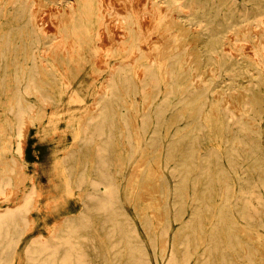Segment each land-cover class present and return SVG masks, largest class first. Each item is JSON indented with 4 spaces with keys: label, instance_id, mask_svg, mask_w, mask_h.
<instances>
[{
    "label": "bare ground",
    "instance_id": "1",
    "mask_svg": "<svg viewBox=\"0 0 264 264\" xmlns=\"http://www.w3.org/2000/svg\"><path fill=\"white\" fill-rule=\"evenodd\" d=\"M30 1L12 0L10 15L0 10L4 19L0 48L8 51L22 45L34 52L50 45L60 57L46 61L62 65L61 86L55 93L37 87L34 55L24 64L0 56V104L10 67L16 82L0 110V160L11 148L22 153L27 130L39 127L41 106L30 96L41 101L52 98L55 109L46 113L48 118L37 130L51 131V173L60 178L56 186L61 194H52L49 200L59 209L67 205L64 192H72L80 204L68 209L48 232L24 238L26 228L37 223L29 212L36 206L39 187L32 181L17 204L5 197L0 203V264H159L161 260L264 264L260 262L264 256V46L255 41L258 44L249 55L241 51L246 44L237 41L236 52L208 53L205 57L217 67L234 64V54H241L255 70L246 97L209 96L208 85L194 79V66H183L178 51H146L145 42L155 29H151L155 23L149 25L152 32L147 33L144 21L150 17L140 18L150 16L148 10L133 12L138 6L134 5L125 14L126 35L118 41L107 24L102 0H54L58 13L54 31L61 38L53 43ZM172 1L178 10L188 11V23L200 25L201 33L240 22L260 26L258 32H264V6L259 5L264 0ZM155 11L153 18L165 16ZM64 12H68L65 19ZM219 39L212 38V44ZM99 48L109 68L103 90L96 94L94 78L88 81L85 76L96 71L102 58L99 55L97 62L94 58ZM131 53L133 60L128 59ZM217 76L212 73L211 80ZM92 97L94 108L81 118ZM68 129L76 132L77 144L67 143ZM117 142L122 148L118 156ZM138 160L144 166L139 173L133 168L138 177L133 179L130 168ZM10 186L11 178L4 173L0 197L8 194ZM16 257L23 260H12Z\"/></svg>",
    "mask_w": 264,
    "mask_h": 264
},
{
    "label": "rangeland",
    "instance_id": "2",
    "mask_svg": "<svg viewBox=\"0 0 264 264\" xmlns=\"http://www.w3.org/2000/svg\"><path fill=\"white\" fill-rule=\"evenodd\" d=\"M112 1H114V3L111 1H109V2H111L113 4H111V3L108 4L109 2H107V0H104V1L102 0L103 6L101 8L104 7V11L103 10L102 11L105 15V18L106 17L108 18V19L106 18L108 26L110 25L109 26L110 28H112V27L114 28V29L112 28V30L111 29L110 30H111V34H113L115 36V39H117V40L121 39L123 36L126 35L125 34L126 28H125V24L123 22V20H124L123 17L129 11H133L135 9L136 6H134V5H138L137 9H135V10L139 9L140 12H139V10L138 11L134 10L133 12L143 13L144 10H148V14H150V16L147 14L140 16V18H142V20H144L143 19L144 16H146V17H144L145 20H148L150 17V19L148 20L150 22L149 24L147 23L148 21L147 22L144 21V23H146V26L149 27V25L152 26V24L155 23V25H154L155 27L151 28L152 30L155 28L153 30V32L151 31L150 27L147 28L144 25V28L147 30V33L152 32L150 34V38H149L150 40L148 39L149 42H145V45L148 46V48L146 49L147 52H151L152 50H153V52L156 50L157 51L158 50L159 51L160 50H164V51H172V50L175 51L176 50V51H178L180 54V58H181L183 66H186V67H189L190 65L194 66L193 70L196 73V75L194 76V79L196 78V80L203 81L205 83V85H208V87L210 89L208 92L209 96H215V95L226 96V94L235 93V94H238L240 96L243 95L244 97H246L250 93L249 82H248L249 76L252 73H254L255 70L252 69V67L247 64V62L245 61V58L241 54L240 55L234 54V56H233L234 64H230L228 66L223 65L222 67H217L212 61H209L205 56L208 53L215 54V52L216 53H222V52H230L231 50L236 52L234 44L237 41H239L243 45L246 44L243 46L241 51L245 52V53H247V51H248V54L250 55L253 52V48H252L253 45L261 43L264 46V32H262V33L258 32L262 27L256 26V25H253V24H250L247 22H240V23L236 24L235 26H233L229 29H227V27L225 25L224 26L223 25H217L215 27V30H216L215 32H213V33H208V32L201 33L198 31V29L200 28V25L188 23L189 18L185 17V14H188V11L185 12L183 9L178 10L174 6L175 2L172 0H169L170 2H165L164 0H151L150 2H149V0H138V1L137 0H128V1L127 0L126 1L125 0H116V2H115V0H112ZM119 1H121L122 3L120 4ZM129 1H131V2H129ZM103 2H105V3H103ZM106 2L108 5L106 4ZM105 4L107 7L105 6ZM122 4H124V5H122ZM30 5H31V9L33 11L36 10V20L39 21L42 18L39 21V25H40V22L43 20L41 22V26H43L44 28L48 26L45 29L47 31L48 40H50L53 43L59 42L61 37H60V35H57V32L55 33V31H54L55 26H57L56 20H57V14H58V13L56 14V12H55L56 11L55 1L54 0H33V1L31 0ZM111 5L113 7H109ZM259 5L264 6V2H262ZM140 6H142V7H140ZM160 6H163V7L161 8ZM12 7H13L12 0H0V10H2L6 15L12 14ZM157 7H159L160 9ZM108 8L109 9L111 8V9L109 10ZM112 8L114 10H112ZM152 8H153V10H152ZM170 8H171V10H170ZM161 9H163V11ZM155 10H157V11L159 10L160 14L165 15V16L161 19H159L158 17H157L158 19L156 17H155L156 19L153 18V16H151V15L156 12ZM169 10H170V12H169ZM39 11L40 12L42 11V13H40ZM51 12H53V13L55 12V13L52 15ZM120 12H122V13H120ZM67 13L68 12H64V14H63L64 19H65V17H68ZM38 14H40V15L37 16ZM46 14L50 15V16H47ZM43 15H44V18L42 17ZM51 16L55 17L56 19H54ZM174 16H175V18H174ZM52 18L55 21H53ZM151 18L153 21L151 20ZM44 19H47V20H44ZM2 20H4V19L0 18V23ZM158 21H162V22L158 24ZM50 22H51V24H50ZM164 25L166 26L167 29L165 28ZM0 28H2V27L0 26ZM144 28H143V31L145 32ZM162 28H163V31H162ZM49 29H51V30H49ZM114 30L116 31V34L119 32L120 38H116V37H119V34H117L118 36L115 35ZM160 30L162 32H160ZM165 31H166V33H165ZM163 32H164V34H163ZM153 33H155V35ZM182 33L184 35H182ZM157 35L159 37L158 39L156 38ZM169 35H171V36H169ZM154 36H156V37H154ZM216 37H219L220 39H219V42L214 45V44H212L211 39L216 38ZM244 37H247V39H243ZM164 38L168 39V40H165ZM160 40H162V42L163 41H165V42L167 41V42L166 43L163 42L164 44H162V42ZM153 41H156V42H153ZM255 41H258V43ZM248 44L250 45L249 46L250 48L249 47L247 48ZM107 45L110 46V42ZM163 45H165V46H163ZM168 45H169L168 49L165 48ZM100 46H102V45L100 44ZM245 46H246V48H245ZM48 47H45V48L41 47V49L34 51V52H31L30 50L26 49L22 45H20V47H18L17 49H11L8 51L2 50L0 48V56L5 55L9 59H12L14 57V59L17 60L15 62L19 63V64H24L27 61V58H29V57L31 58L32 55L36 56L37 59H36V67H35V83H36L37 87L40 89L46 90L47 92H53L54 91V93H55L56 91H58V86L60 84V78L59 77H60L62 65L57 63V62L53 63V65L48 64L49 62L46 61L47 58L60 57V55L55 54L54 51H52ZM150 49H151V51H150ZM262 50L264 51V48ZM64 53H66L65 54V56H66L68 52L65 50ZM133 54L134 53H131L130 55H128V59L131 60L133 57L132 56ZM99 55L102 56V58L100 60H99V58H100ZM149 55H150V53H149ZM91 57H93V56L91 55ZM94 58H95L96 62L99 60L98 65L96 63L97 69L95 72L91 73L92 76L91 75L85 76V78L88 81H91L92 78H94L93 81L96 83L95 90H96V94H98V93H100V91L103 90L102 88H103V85L105 83L104 82V77H105L104 74L107 73V70L109 67H105L106 66V63L104 60L105 56H104V51L102 48L101 49L99 48V51L96 52ZM100 62L102 63V65H100L101 64ZM132 63L135 64L134 61ZM13 71H14V68L10 67L7 70L6 76L4 78L3 95H2V100H3L2 102L3 103L0 104V110H2L3 108L6 107L4 105V103L7 101V99H9V96L11 95V93L14 89V86L16 84V82L14 81V75H13L14 72ZM212 73H219V76L215 77V81L211 80V74ZM102 82H104V83L102 84ZM60 86H61V84H60ZM8 90H9V92H7ZM30 100L37 102V104L40 103L41 107L38 108L39 112H40L38 117H41L42 119L40 121L38 120L40 123L39 127L30 126L29 129L27 130L25 138H24L25 145L23 147V152H22L23 154L18 153L15 149L11 148L10 150L3 152L5 154L4 155L5 158L0 160V177L1 176L4 177V173H7V175L11 178V186H10V189L8 188V190H7V191H9L8 194H6V196H4V197H2L3 195H1V197H0L1 198L0 199L1 204L5 203V201H4L5 197H7L8 203L17 204L19 201L22 200L25 190L29 186H31L33 184V182H36L38 187H39V191H38V193L35 194V199H34V204L36 206L34 207V209H32L29 212L30 218H32L34 216L36 218L37 223L34 227H32V225L28 224L29 226L25 230L26 233L24 232V238H28V237H31L34 235H38L41 233L48 232V230L51 229L52 225L54 223H56L58 220H60L63 217L62 215L68 209L74 210L80 204V199L77 197L76 193H72V192L71 193L70 192L65 193L64 192L63 195H65L67 198V205L63 206L59 209L52 207L53 203L50 202L49 196L52 194H55V193L61 194V189L59 191V189H58L59 187L56 186V183L57 184L60 183V178L56 177L54 171H53V174L51 173V167L52 166H51L50 151L52 148V143L48 140V136L51 134V131H43L42 130L39 133H37V130L42 129L43 122L45 121V119L48 118L47 114H49V112L53 111L55 109V107L51 103L52 98H48L47 100L41 101L37 98H33L32 96H30ZM49 102H50V104H49ZM88 103L89 104L87 105V107L84 110L82 109V111H81L82 112L81 118L86 117L88 112L94 108V105L92 106V103L94 104V98L92 97ZM76 104H78V103H76ZM76 104H74V105H76ZM59 107L61 108V106H59ZM59 107H57V108H59ZM90 108H92V109H90ZM42 111H44V112H42ZM42 113H43V115H42ZM0 123H1V120H0ZM74 133H76V132H73L72 129H68V131H66V141L68 144H77V139H76ZM122 145H123V148L126 147L125 142H123ZM120 149H122L120 146V143L117 142L116 143L117 156H118V152ZM92 151L93 150L91 149L90 152L92 153ZM140 161L141 160L136 161L134 163V166H132L130 168V170H132V173H133V168H134V172H136V173H139L140 169L143 168V166H144V164L142 165L143 161H141V162ZM138 162H139V164H138ZM17 164L20 165V167ZM17 166L20 170H18ZM135 168H137V169L135 170ZM134 176H135V173L132 174L131 178H133V179L138 178V177H136V176L134 177ZM51 177H53L55 179L51 180ZM54 182H55V185H54ZM21 195H22V197L20 198ZM37 196H39V197H37ZM36 200H37V202H36ZM125 207L127 208L128 211H131V205L130 204H126ZM174 225H177V222H175ZM30 227H31V229H30ZM251 234L254 236L253 240L256 241V239H257L256 233L252 232ZM171 237H172V231H170L168 238L171 239ZM260 248H262V246H260ZM102 250H104V249H102ZM20 251H22V250L20 249L19 252ZM12 260H15V261L18 260L19 261V260H23V258H17L16 257ZM262 261L264 262V256L262 257L260 262H262ZM159 264H165L164 260L159 261Z\"/></svg>",
    "mask_w": 264,
    "mask_h": 264
}]
</instances>
